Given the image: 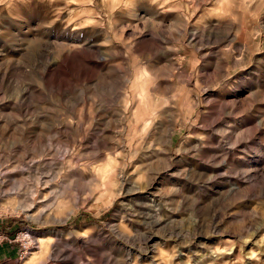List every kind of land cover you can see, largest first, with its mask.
I'll use <instances>...</instances> for the list:
<instances>
[{
	"label": "rangeland",
	"instance_id": "rangeland-1",
	"mask_svg": "<svg viewBox=\"0 0 264 264\" xmlns=\"http://www.w3.org/2000/svg\"><path fill=\"white\" fill-rule=\"evenodd\" d=\"M0 173V264H264V0H0Z\"/></svg>",
	"mask_w": 264,
	"mask_h": 264
},
{
	"label": "bare ground",
	"instance_id": "bare-ground-1",
	"mask_svg": "<svg viewBox=\"0 0 264 264\" xmlns=\"http://www.w3.org/2000/svg\"><path fill=\"white\" fill-rule=\"evenodd\" d=\"M126 83H129L130 85H131V89L135 86V83H137L138 85H139V89H141V91H143L144 90V88H145V84H146V82H126ZM137 91H134L133 92V94L134 93H136ZM135 96V95H134ZM152 111L154 112V109H152ZM145 125H146V123H145ZM148 126V125H147ZM159 139V138H158ZM157 139V140H158ZM156 140V141H157ZM161 140V139H160ZM155 141V142H156ZM144 142V141H143ZM154 142V141H153ZM160 142V141H159ZM162 142V141H161ZM141 144V143H140ZM140 144H136V146L138 145H140ZM156 144H158V143H156ZM159 145V144H158ZM121 146V145H120ZM142 146V145H141ZM149 147H151V146H149ZM122 148V147H121ZM142 148H144L143 146H142ZM141 148V149H142ZM127 149V148H126ZM141 149H140V151H141ZM117 150V149H116ZM123 150V149H122ZM147 150V149H146ZM148 150H150V149H148ZM147 150V151H148ZM144 152H145V149L143 150ZM110 153H111V150H110ZM129 153H130V155H132V156H136L138 153H139V147H138V149L136 150H129ZM103 154V153H102ZM124 155V154H123ZM111 156H112V154H111ZM114 156H116V155H114ZM102 157V156H101ZM100 157V158H101ZM122 157H124V156H122ZM121 158V157H120ZM122 160H123V158H122ZM105 161V160H104ZM109 162H114V163H108V165H107V167H105L104 165H102V166H100V167H91V173L93 174V177H95L93 180L95 181L96 180V176L98 177H100L101 176V184H100V187L102 188V190H103V194H102V196H104V195H106L110 190H111V188H112V186L114 187V184L116 183V177H117V174H116V159H115V161H110L109 160ZM136 162V161H135ZM134 162V163H135ZM140 162V161H139ZM120 163H122V162H120ZM113 165V167H111ZM144 165V164H143ZM140 166H142V165H140ZM138 167V166H137ZM143 167V166H142ZM132 168H133V166H132ZM139 168V167H138ZM118 169H120V167L118 168ZM139 170H140V168H139ZM142 170V169H141ZM138 171V170H137ZM126 172V171H125ZM130 172V171H129ZM142 172V171H141ZM126 173H128V172H126ZM133 173V172H132ZM131 173V174H132ZM137 173V172H136ZM140 173V172H139ZM129 174V173H128ZM127 174V175H128ZM130 174V177H128V178H126L125 179V181L123 182L124 183V185H127L126 186V193L127 194H131V195H135L136 194V192H139L138 193V195H136L135 197H132L131 196V198H132V200H133V198H134V200L138 203V204H140V205H143V204H145V206H146V204L147 203H154L155 204V202L156 201H153V200H151V198H150V196H151V194H150V192L148 191L149 189H148V186H149V184H144V185H140L139 183L140 182H138V183H136V182H134L133 180H132V176L133 175H131ZM135 175V174H134ZM138 175L139 174H137V178H138ZM141 175V174H140ZM139 175V176H140ZM144 175H145V173H144ZM1 177H3V175L0 173V178ZM127 177V176H126ZM103 178V179H102ZM145 178H147V177H145ZM124 179V178H123ZM140 179V178H139ZM145 180V179H144ZM1 181V180H0ZM6 181V180H5ZM98 181V180H97ZM143 182V181H142ZM145 182H147V180L145 181ZM112 183H113V185H112ZM120 185V184H119ZM123 188H124V186H123ZM122 189V188H121ZM124 189V190H125ZM123 190V189H122ZM102 193V192H101ZM101 195V194H100ZM113 198H115V196L113 197ZM150 206V205H149ZM155 206V205H154ZM139 207V206H138ZM155 208V207H154ZM150 213V212H149ZM35 258V257H34ZM38 259V258H37Z\"/></svg>",
	"mask_w": 264,
	"mask_h": 264
}]
</instances>
